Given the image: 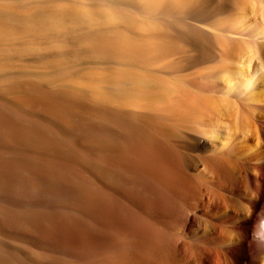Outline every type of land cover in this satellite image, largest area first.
Returning a JSON list of instances; mask_svg holds the SVG:
<instances>
[{
    "label": "bare ground",
    "instance_id": "bare-ground-1",
    "mask_svg": "<svg viewBox=\"0 0 264 264\" xmlns=\"http://www.w3.org/2000/svg\"><path fill=\"white\" fill-rule=\"evenodd\" d=\"M184 24L176 35L168 24L165 41L215 56V38ZM129 40L95 49L138 60L168 50ZM245 59L180 84L148 76V88L95 105L84 92L4 84L18 100L0 95V264H264L263 95L241 102L239 136L221 133L226 87L255 85Z\"/></svg>",
    "mask_w": 264,
    "mask_h": 264
},
{
    "label": "rangeland",
    "instance_id": "rangeland-1",
    "mask_svg": "<svg viewBox=\"0 0 264 264\" xmlns=\"http://www.w3.org/2000/svg\"><path fill=\"white\" fill-rule=\"evenodd\" d=\"M198 1L0 0V95L17 101L18 94L2 86L13 80L32 81L49 90L84 92L93 100L89 103L96 101L97 104L99 96L115 98L121 90L148 88V76L166 80L169 84H180L190 79H203L225 66L235 68L233 59L240 58L242 53L246 58L245 72L255 85L250 87L244 78L241 90L235 94L228 92L225 86V95L233 108L220 121L225 139L231 134L237 137L247 114L241 102L248 100V95L254 91L264 99V67L255 54L258 52L264 58V33L261 30L264 0H224L217 14L212 10L195 9L189 14L183 13L185 6ZM184 23L197 26L215 38V56H203V48L197 50L198 47L178 39L165 41L163 36L168 32V24L175 26L169 28V32L176 35ZM121 40L161 43L168 50L161 57L138 60L95 49L105 41ZM200 55L207 58V62L187 69ZM222 88L223 84H220V90ZM114 104L117 103L113 101Z\"/></svg>",
    "mask_w": 264,
    "mask_h": 264
}]
</instances>
